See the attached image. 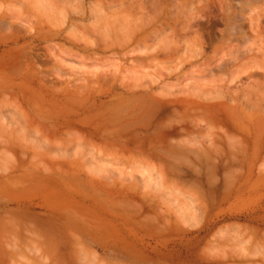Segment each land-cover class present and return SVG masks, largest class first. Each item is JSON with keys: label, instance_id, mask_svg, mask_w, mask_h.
I'll return each instance as SVG.
<instances>
[{"label": "rangeland", "instance_id": "374dc122", "mask_svg": "<svg viewBox=\"0 0 264 264\" xmlns=\"http://www.w3.org/2000/svg\"><path fill=\"white\" fill-rule=\"evenodd\" d=\"M46 1L0 0V264H264V64H240L235 58L262 45L259 43L263 40L257 39L255 32L263 31L264 37V27L256 30L249 21L257 18L264 23V0H154L159 5L152 0H48L51 4ZM228 2L233 8L231 12L241 20L238 25L247 39L240 38L242 35L232 37L231 31L220 23L222 8ZM153 6L156 14H162L155 15ZM140 11L149 21L169 17L181 46L185 36L179 27L187 16L193 17L192 13L199 16L195 17L198 20L192 27L194 31L208 35L205 39L217 36L219 42L207 47L205 55L195 59L194 67L184 66L189 51L183 53L186 46L181 49L179 45L178 59L184 60H172L175 63L159 57L157 60L162 63L157 64L145 56L160 45V40L171 43V28L154 38V25L150 24L141 34H145L141 39L144 44L138 46L129 41L124 46L135 31L131 22L141 15ZM221 29L226 32L223 40L217 31ZM50 33L59 35L53 37ZM72 37L76 42L84 40L79 42L80 47L72 43ZM85 42L105 51L81 50L86 47ZM214 51L216 56L212 58ZM22 52L24 58L22 55L19 60ZM92 54L96 60L85 59ZM62 58L66 61L64 69L62 63L58 67L54 60ZM142 58L146 63L149 58L153 64L146 65ZM207 58H212L213 65L227 63L229 73L211 74L214 81L209 74H200L201 83L206 79L204 84L209 81L208 86L231 89H242L248 84L250 93L257 91L258 96L252 92L250 100L243 93L238 94V101H247L249 112L242 116L238 105L243 118L239 127L233 125V115L223 117L220 110L215 111L221 113L215 119L211 115L200 118L206 109L185 104L173 107L157 101L154 107L139 111L143 121H138L140 125L133 122L130 129L120 130L112 124L100 125L97 130L92 127L94 114L105 113L108 117L114 111H128H116L113 105L119 101L115 94L123 92L120 82L124 79L126 83L121 84L129 85L135 78L130 71L137 66L131 65L136 63L131 61L142 59L146 68L134 72L144 73L145 84L151 75H168L152 85L150 96L185 98L194 96L192 85L200 78L192 79L191 73L201 72ZM250 63L255 69L256 65L260 67L256 69L260 74H255L256 78H247V72L240 75L242 69H251ZM162 65L173 69L171 76ZM155 66L160 67L159 72ZM116 67L123 74L118 75V83L77 89L83 85L82 76L87 81L92 73L91 76L105 73V77ZM254 70L250 72L255 73ZM201 83L197 81L203 86ZM164 88L167 91L163 93ZM195 88L198 92L199 88ZM81 98H88L89 104L74 105ZM189 140L196 141L199 148L188 145ZM213 140L216 148L211 156L208 146Z\"/></svg>", "mask_w": 264, "mask_h": 264}, {"label": "bare ground", "instance_id": "6f19581e", "mask_svg": "<svg viewBox=\"0 0 264 264\" xmlns=\"http://www.w3.org/2000/svg\"><path fill=\"white\" fill-rule=\"evenodd\" d=\"M48 1V0H47ZM46 1V2H47ZM138 1V0H137ZM136 1V2H137ZM144 0H142V2H143ZM153 2H154V0H152ZM155 1H157V0H155ZM176 1V0H175ZM232 1V0H231ZM45 2V3H46ZM108 2V1H107ZM135 2V1H134ZM153 2H152V4H153ZM48 3V2H47ZM58 3V2H57ZM117 3V2H116ZM156 3L157 2H154V4L156 5ZM21 4V3H20ZM48 4H51V3H48ZM153 4V5H154ZM158 5H159V2L157 3ZM199 4H200V2H199ZM53 5H55V4H53ZM52 5V6H53ZM136 5V4H135ZM144 5V4H143ZM157 5V6H158ZM137 6V5H136ZM141 6H142V3H141ZM54 7V6H53ZM58 7V6H57ZM57 7H55V8H57ZM139 7V6H138ZM155 7L156 6H153L152 7V10H154L155 9ZM129 8V7H128ZM144 8V7H143ZM154 8V9H153ZM221 8V7H220ZM19 9V8H18ZM119 9V8H118ZM137 9V8H136ZM146 9V8H145ZM157 9V8H156ZM161 9V8H160ZM160 9H158V10H160ZM167 9V8H166ZM231 9H233L232 8V6H231V4H229V2L228 3H226V5H225V7L224 8H222V19H221V21H220V23L225 27L224 29L225 30H230L231 31V33H230V35L232 36V37H235V36H243V37H240V38H242V39H247V38H244L245 36H244V33H243V30H241V27H239V25H240V23H239V25H238V21L239 22H241V20L239 19V17H237L236 15H235V13L233 12H231ZM23 10V9H22ZM32 10V9H31ZM64 10V9H63ZM62 10V11H63ZM62 11H60V12H62ZM164 11V10H163ZM167 11V10H166ZM169 11V10H168ZM172 11V10H171ZM38 12V11H37ZM60 12H59V14H60ZM141 12V11H140ZM161 14H162V12L161 11H159ZM159 12L157 11V14H156V10H154V14L155 15H157V16H159L160 14H159ZM254 12V11H253ZM261 12V11H260ZM34 13V12H33ZM192 13V12H191ZM196 13V12H195ZM40 14V13H39ZM48 14V13H47ZM153 14V13H152ZM154 14L152 15V16H154ZM159 14V15H158ZM182 14H183V12H182ZM198 14H199V12H198ZM200 14H201V12H200ZM141 15H143V13L141 12ZM141 15H136L135 17L136 18H134V20L131 22V20L133 19V17H132V19L130 20V22L133 24V25H135L134 27H135V31L132 33V35L130 36V38L128 39V41L127 40H125V41H127V42H125L124 43V46L126 47V45H128L127 43L129 42V41H134L136 44H138V46H141V45H139L140 43H142L143 41L141 40V39H144V35L143 36H141V34L142 33H144L145 32V30L149 27V25L150 26H152V25H154V28L151 30L152 31V34H153V36H154V38H156L157 36H158V34L159 33H163L167 28H171L170 29V31L171 30H173V33H172V39L171 40H168V42H171V43H168L167 44V42L165 43V42H162L161 43V40H160V42L159 43H157V44H160V45H156V47L154 48V49H152V53H148V55H146V53L145 54H143L142 56H145V58H147V57H149V58H151V60H154V61H152V62H157V64H161L162 62H158V60L157 59H159V57H161L162 59H167V60H170V61H172V60H175L176 59V61L177 60H179L178 58V46L177 45H179L180 47L179 48H181L182 49V47H185V49L183 48V50H184V52L183 53H186V51L188 50L189 51V55H188V62H184L185 64H184V66L185 65H189V66H191V67H194L195 66V64H196V61H195V59H197L198 57H200V58H202L204 55H205V52H206V48L207 47H210L214 42H216L217 40H218V38H217V36L216 37H212V36H209V38H207V39H205V37L204 36H206V35H204V33L202 32V31H194L195 29H193L192 27H193V25L197 22L196 21V19L199 17L198 15H195L194 16V14L192 13L191 15L193 16V17H189V16H187L186 17V20H184L183 21V25H181L182 26V28H181V26L179 27V30H181L183 33H184V36L185 37H183V36H181V38L183 37V41H182V43L184 44L183 46H181V44H180V42H178V40H180L179 38V35H177L176 37H175V35H176V32L174 31V28L173 27H170V19H168L167 17H164L163 19H158V18H156V20H153V21H149V20H147V19H150L147 15L145 16V15H143V18L141 17ZM170 15V13H168L167 14V16H169ZM174 15V14H173ZM253 15V14H252ZM260 15V14H259ZM175 16V15H174ZM196 16H198L197 18H195ZM203 16V15H202ZM20 17V16H19ZM131 17V16H130ZM145 17L147 18V19H145ZM156 17V16H155ZM178 17V19H180V17L179 16H175V18H177ZM253 17V16H252ZM171 18H172V16H171ZM185 18V17H184ZM44 19V18H43ZM122 19V18H121ZM177 19V20H178ZM255 19V20H254ZM19 20V19H18ZM63 20H64V18H63ZM102 20V19H101ZM176 19H174V21H177ZM198 20V19H197ZM201 19L199 18V21H200ZM257 20H259V19H257V18H250V21H249V23H250V27L253 25V28H256V30L258 29V28H261L260 26H263L264 27V23H263V21L261 22V21H257ZM124 21H125V19H124ZM149 21V22H148ZM172 21H173V19H172ZM216 21V20H215ZM4 22V21H3ZM62 22V21H61ZM181 22V21H180ZM248 22V21H247ZM63 23H65V20H64V22ZM63 23H61V24H63ZM104 23V22H103ZM124 23V22H123ZM159 25V28H157L156 27V25L157 24ZM179 23V22H178ZM177 23V24H178ZM215 24H219V23H217V22H214ZM105 24V23H104ZM124 24H126V23H124ZM130 24V23H129ZM173 24V26H174V24H175V22H173L172 23ZM182 24V23H181ZM106 25V24H105ZM109 25V24H108ZM86 26V25H85ZM110 26V25H109ZM124 25H122L121 27H123ZM175 26H176V24H175ZM174 26V27H175ZM214 26V25H213ZM91 27V26H90ZM108 27V26H107ZM126 27V26H125ZM127 27H128V25H127ZM132 27V26H131ZM19 28V27H18ZM84 28V27H83ZM93 28V27H92ZM129 29H130V26L128 27ZM127 28V29H128ZM176 28H178V27H176ZM181 28V29H180ZM195 28L197 29V27L195 26ZM82 29V28H81ZM91 29V28H90ZM119 29V28H118ZM123 29H124V27H123ZM122 28H121V31L123 30ZM132 29V28H131ZM134 29V28H133ZM199 29V28H198ZM80 30V29H79ZM178 30V29H177ZM225 30H217L218 31V34L220 35L219 37H220V39H224L223 38V36L226 34V32H225ZM255 30V29H254ZM99 31H100V29H99ZM112 31H114V30H112ZM126 31V30H125ZM129 31V30H128ZM131 31V30H130ZM180 31V32H181ZM252 31V30H251ZM93 32V31H92ZM127 32V31H126ZM126 32H124V33H126ZM179 32V33H180ZM80 33V32H79ZM209 33V32H208ZM46 34H48V33H46ZM54 34V33H53ZM51 34L50 33V35H52L53 37H57V34L59 35V33H56V34ZM90 34V33H89ZM119 34V33H118ZM171 34V33H170ZM192 34V35H191ZM262 34H263V31L262 32H260V30H257L256 32H255V36H256V38L257 39H259V40H263L264 41V37H262ZM42 35H43V33H42ZM44 35H45V33H44ZM84 35V34H83ZM113 35V34H112ZM211 35V34H210ZM213 35V34H212ZM38 36H40V35H38ZM65 36V35H64ZM79 36V35H78ZM189 36V37H188ZM208 36V35H207ZM206 36V37H207ZM47 37H49V35L47 36ZM52 37V38H53ZM146 37V36H145ZM179 37V38H178ZM212 37V38H211ZM61 38H62V36H61ZM76 38V37H75ZM90 38V37H89ZM109 38V37H108ZM17 39H18V37H17ZM64 39H66V38H64ZM74 39V37H72V43H74V42H76L75 40H73ZM85 39V38H84ZM118 39V38H117ZM147 39H149V38H147ZM176 39V40H175ZM178 39V40H177ZM250 39V38H249ZM16 40V39H15ZM67 40V39H66ZM78 40V39H77ZM80 40H82V39H79L77 42H76V45H80L79 44V42H81V43H83V41H80ZM104 40V39H103ZM120 40V39H119ZM152 40V39H151ZM151 40H149L150 42H151ZM69 41V40H68ZM71 41V40H70ZM74 41V42H73ZM88 41V40H87ZM98 41V40H97ZM105 41V40H104ZM165 41V40H164ZM256 41V40H255ZM261 42V43H259V44H262V45H256V46H258V47H256V49L254 50V52H251V51H253V50H249V51H247V52H243L244 54H242V52L241 53H239L235 58H236V61L238 62V63H240V64H242V62H248V61H251V63H256V64H258V62L259 61H261L262 62V64H264L263 62H264V42ZM120 42V41H119ZM217 42H219V41H217ZM78 43V44H77ZM86 43L87 42H85L83 45H86ZM116 43V42H115ZM247 43V42H246ZM89 43H87V45H88ZM95 44V43H94ZM108 44V43H107ZM142 44H144V43H142ZM162 44V45H161ZM172 44V45H171ZM253 44H254V42H253ZM256 44V43H255ZM258 44V43H257ZM87 45H86V47L84 46H82L81 47V50H86L87 52H89L90 50H96V51H105V50H102V49H100V46H97L96 44H95V46H93V45H88V47H87ZM103 45V44H102ZM149 45V44H148ZM154 45V44H153ZM171 45V46H170ZM243 45V44H242ZM245 45V44H244ZM105 46V45H104ZM122 46V45H121ZM147 46V45H146ZM152 46V45H151ZM35 47V46H34ZM80 47V46H79ZM115 47V46H114ZM122 48V47H121ZM135 48V47H134ZM152 48V47H151ZM253 48V47H252ZM113 49V48H112ZM148 49H150L149 47H148ZM234 49V48H233ZM132 50V49H131ZM130 50V51H131ZM182 50V51H183ZM109 51V50H108ZM112 51V50H111ZM51 52V51H50ZM78 52V51H77ZM114 52V51H113ZM215 52V55H214V57H212V58H215V56H216V51H214ZM133 54H134V51L132 52ZM24 54L25 53H21L19 56L18 55H16V56H18V58H20L19 60H21V58H22V55H23V58H24ZM131 54V53H130ZM141 54V53H140ZM112 55L113 56H115L116 54L115 53H112ZM121 55V54H120ZM126 55V57H127V53L125 54ZM137 55V54H136ZM181 55V54H180ZM55 56V55H54ZM82 56V55H81ZM91 56H93V54L92 55H87L86 56V58L85 59H87V60H90V58H92V60L94 61V59L96 60V58H95V55L93 56V57H91ZM99 56V55H98ZM132 56V55H131ZM141 55L139 56V57H142ZM228 56V55H227ZM15 57V56H14ZM52 57H53V55H52ZM74 57H76V56H74ZM78 57V56H77ZM97 57V56H96ZM106 57V56H105ZM121 57H123V55H121ZM211 57V56H210ZM12 58H13V56H12ZM16 58V57H15ZM78 58H80V57H78ZM116 58V57H115ZM145 58H142L143 59V61L145 60ZM147 59V61L149 60L150 61V59ZM187 58V57H186ZM185 58V59H186ZM212 58H207V60H208V62H207V60H206V65H204V67H203V69H201V72L200 71H198V72H196V75L198 74V76H196L194 73L195 72H193V74L191 73V75L193 76L192 77V79L193 78H195V79H198V78H200V80H196L195 82L196 83H194V85H192L193 87H194V96H188V97H185V98H178V97H172V98H165V97H163V96H160V97H154V96H150L149 95V90H151V88H152V85H154V84H156L157 85V83L159 84L160 83V81H161V79H163V76H165V77H168V75L166 76L165 74L163 75L162 74V76H160L161 74H159V76L161 77H159L158 75H156V76H152L151 74V76H150V79L148 80L147 79V81H145L146 83L148 82V84H145L144 83V81H142V79L144 78V77H146L145 75H144V73L142 74L141 72V74L137 71H135L134 72V70H139V71H142L143 69H144V63L147 65V63H150V64H153V63H151V61L149 62H145L144 61V63H143V61H142V59H137V61L136 60H134V61H131V62H136V63H131V65L132 64H135V66H137V67H134V69L133 70H131V71H133V72H131L130 71V73L131 74H134V79H131V81H132V83L131 84H129L128 82V84L129 85H126V84H121V83H123V82H125L126 83V81H124V79H123V77L121 78V79H123V81L122 82H120V85H122V86H119V88L121 87V90H123V92H121V93H119L120 95H117V93L115 94V97L119 100L118 102H116V103H114V105L113 106H115L116 107V111H119V110H121L122 108V110H125V109H128V111L126 110V112L124 111V114H122V113H115V111H114V113H113V111H111L112 113H113V115H110V114H108L109 116L108 117H106V114L104 113H100V115L98 114H94V117L92 118L93 119V123H92V127H94V129L95 130H97L98 129V127H100V125H104V126H109V125H111L112 124V126L113 127H117V129H120V130H126L127 128H129L130 129V127L129 126H133L134 124H136V122L135 121H137V124L136 125H140L139 123L140 122H142L143 120H141L140 118H142V116H141V114H139V111H142V109L143 108H148V107H154V104H156V101L157 102H164V103H166L167 105H172L173 107L174 106H180V107H183V104H185V106L186 107H195V109L196 108H204V109H206V113L205 112H203L202 111V113H200L201 115H200V118H205V117H207V116H209V115H211L214 119H215V117L216 116H220V114H216V112L215 111H218V110H220L219 112H222V114H223V117H225L227 114H231V116L233 115L234 117V119H235V124H234V122H233V125H236V126H238L239 127V125H240V122L243 120V118H241V116H240V112L238 111V105H240V110H241V113L243 114L242 116H244V114L246 113L247 115H249L246 111H247V101H246V103L245 104H243V103H241V101H238L239 100V98H238V94L239 93H243L244 95H245V97L246 98H248L249 100H250V97L252 96V92H253V94L257 97L258 96V94H256V92L257 91H255L254 92V89H253V91H251V93L248 91V88L250 87L248 84V88H247V85L245 86V88H242V89H238V87H237V89H231V88H229L228 86H226V87H223V86H217L216 87V85L215 86H212V84H211V86H208L209 85V81H208V84H204L205 82H207V80L205 81V80H203V83H201V79L203 78H201V77H199V75L200 74H209V76L212 74L213 75V73H215V72H221V73H227L228 72V68H229V66H227L226 64H225V62H221L220 64H215V65H213V64H211L212 62H211V59ZM26 59V58H25ZM38 59V58H37ZM123 59V58H122ZM180 59H181V61H182V59L183 58H181L180 57ZM210 59V60H209ZM24 60V59H23ZM56 62H57V66L58 67H60V63H62V68H63V63H66V61H65V59H54ZM97 60H99V59H97ZM100 60H101V58H100ZM184 60V59H183ZM215 60V59H214ZM213 60V61H214ZM227 60V59H226ZM233 61H235L234 59H232ZM86 61V60H85ZM167 62V66L169 67L170 65H168V63H171V62ZM180 60H179V62L178 63H180L181 62ZM221 61V60H220ZM138 62H141V63H138ZM155 62V63H156ZM172 62H175V61H172ZM203 62V61H202ZM231 62V61H230ZM92 63H94V62H92ZM130 63V62H129ZM176 63V62H175ZM216 63V62H215ZM233 63V62H232ZM236 63V62H235ZM250 63V64H251ZM260 63V62H259ZM115 64V63H114ZM118 64V63H117ZM137 64V65H136ZM142 64H143V66H142ZM150 64L148 65V67H150ZM163 64H164V62H163ZM173 64V63H172ZM205 64V63H204ZM239 64V65H240ZM255 64V65H256ZM68 65V64H67ZM119 65V64H118ZM121 65V64H120ZM155 65V64H154ZM165 65V64H164ZM177 65V64H176ZM211 65H213V66H211ZM248 65V64H247ZM252 65V64H251ZM258 65H260V64H258ZM258 65H256V69H260V67L258 66ZM56 66V67H57ZM65 66V65H64ZM71 66V65H70ZM108 66V65H107ZM153 66V65H152ZM151 66V67H152ZM166 66V68H164L163 67V65H162V67L164 68V69H166L165 71L166 72H168L169 73V76H171L172 75V70L173 69H169L168 67ZM179 66H180V64H179ZM183 65H181V67H182ZM242 66V65H241ZM249 66V65H248ZM42 67V66H41ZM56 67H54V68H56ZM58 67L56 68L57 70H58ZM72 67V66H71ZM112 67V66H111ZM155 67H156V69H155ZM154 67V69L155 70H157V72H159L160 71V67L158 66V68H157V66H155ZM162 67H161V69H162ZM173 68H174V66H172ZM238 67H240V66H238ZM251 67V69H252V71L255 69L254 67H253V65L252 66H250ZM254 69H253V68ZM262 67V66H261ZM67 68H68V66H67ZM70 68V67H69ZM69 68H68V70H69ZM104 68V67H103ZM110 68V67H109ZM116 68H118V67H116ZM137 68V69H136ZM146 68V67H145ZM195 68H197V66L195 67ZM195 68H193V69H195ZM248 68L249 67H247V68H245L244 70L242 69V68H240V70H241V72L242 73H240V75L242 74L243 75V73L245 74L246 72V74L245 75H247V78H250L251 76H254L253 78H256V76H257V74H258V72L256 71V69L254 70L255 71V73H253V72H250V70L251 69H249V71H248ZM263 68V67H262ZM56 69H55V71H56ZM61 69V68H60ZM59 69V70H60ZM64 69V68H63ZM132 69V68H131ZM141 69V70H140ZM159 69V70H158ZM179 69H180V67H179ZM193 69H191V70H193ZM199 69V68H198ZM15 70V69H14ZM14 70H12V71H14ZM67 70V69H66ZM111 70H113V69H111ZM126 70V69H125ZM128 70V69H127ZM190 70V69H189ZM233 70H235V69H233ZM232 70V71H233ZM17 71V70H16ZM61 71H63L62 69L60 70V72ZM70 71V70H69ZM129 71V70H128ZM195 71H196V69H195ZM15 72V71H14ZM18 72H19V70H18ZM96 72V71H95ZM105 72V71H104ZM146 72V71H145ZM164 72V71H163ZM176 72V71H175ZM174 71H173V73H175ZM206 72V73H205ZM257 72V73H256ZM75 72L73 71V73H71V74H73V76L75 75L74 74ZM90 73V72H89ZM110 73V72H109ZM108 73V74H109ZM112 74H107V72H106V75H105V77H104V74L102 75V74H100V75H102V76H99L98 74V76H96L95 74V76H88V77H91L90 78V80L89 81H87L86 79H85V77H83L82 76V80L80 79V77H79V81L81 80V82L83 83V85L82 84H80L81 86L79 87V88H77V87H75L74 89L76 90V88L77 89H88V88H90L91 89V85H96V84H99V83H109V84H107V85H112V83H118L117 82V77H119L120 75H123L122 73H121V70L118 68V69H115L114 68V72H111ZM140 75H139V74ZM149 73V72H148ZM165 73V72H164ZM190 73V72H189ZM229 73V72H228ZM231 73V72H230ZM81 74V73H80ZM79 74V75H80ZM86 74H88V73H86ZM120 74V75H119ZM138 74V75H137ZM204 74H203V76H204ZM238 74H239V72L236 74L237 76H238ZM255 74H256V76H255ZM60 75H62L61 73H60ZM78 75V74H77ZM77 75H76V77H77ZM82 75H85V74H82ZM119 75V76H118ZM125 75H127V74H125ZM137 75V76H136ZM146 75H148V74H146ZM206 75V76H207ZM217 75V74H216ZM235 75V76H236ZM239 75V76H240ZM258 75H260V74H258ZM58 76V74L56 75V77ZM144 76V77H143ZM149 76V75H148ZM147 76V77H148ZM200 76H202V75H200ZM217 76H221L220 74H218ZM233 76V75H232ZM236 76V77H237ZM190 77V76H189ZM211 77V76H210ZM221 77H223V76H221ZM226 77V76H225ZM58 78V77H57ZM71 78V77H70ZM74 78H75V76H74ZM84 78V79H83ZM131 78V77H130ZM179 78H180V76H179ZM179 78H177V79H179ZM207 78V77H206ZM212 78H214V77H211L210 78V80L212 79ZM252 78V79H253ZM44 79V78H43ZM76 79V78H75ZM78 79V78H77ZM125 79H128V77L127 78H125ZM194 79V80H195ZM237 79H239V78H237ZM236 79V80H237ZM48 80V79H47ZM57 80V79H56ZM119 80H120V77H119ZM118 80V81H119ZM145 80V79H144ZM193 80V81H194ZM216 80V79H215ZM254 80H256V79H254ZM91 81V82H90ZM192 81V82H193ZM197 81H198V83H201V84H203V86L205 87V88H210L209 90L208 89H206L205 90V88L203 89V86L202 85H200V84H197ZM211 81H214V80H211ZM217 81H218V79H217ZM221 81H222V79H221ZM221 81L219 82V84L221 83ZM257 81V80H256ZM62 82V81H61ZM78 82V81H77ZM191 82V81H190ZM233 82V81H232ZM215 83L216 84H218V82H216L215 81ZM215 83H213V84H215ZM222 83H224V82H222ZM236 83V82H235ZM257 83V82H256ZM260 82H258V84H259ZM67 84H69V83H67ZM66 84V85H67ZM103 84H102V86H103ZM174 84V83H173ZM218 84V85H219ZM47 85V84H46ZM104 85H106V84H104ZM117 85V84H116ZM206 85V86H205ZM229 85H231V84H229ZM257 85V84H256ZM260 85V84H259ZM50 86V85H49ZM91 86V87H90ZM166 86V85H165ZM201 86V87H200ZM106 87V86H105ZM108 87H110V86H108ZM115 87V86H114ZM117 87V86H116ZM169 87V86H168ZM195 87H197V89H198V92H197V90H196V88ZM263 87V86H262ZM113 88V87H112ZM189 88H192L191 86H189ZM240 88V87H239ZM257 88L259 89V87L257 86ZM256 88V89H257ZM60 89V88H59ZM89 89V90H90ZM245 89V90H244ZM257 89V90H258ZM107 90V89H106ZM164 90H166L165 88L163 89V93L164 92H166V91H164ZM172 90V89H171ZM174 90V89H173ZM184 90V89H183ZM246 90L249 92V93H247L246 92ZM251 90V89H250ZM67 91H69L68 89H67ZM74 91V90H73ZM78 91V90H77ZM170 91V90H169ZM187 91V90H186ZM65 92H66V89H65ZM259 92V91H258ZM76 94H77V92H75ZM81 92H79V94H80ZM111 93V92H110ZM169 93V92H168ZM263 93V92H262ZM76 94H74V95H76ZM78 95V94H77ZM81 95V94H80ZM139 95V96H138ZM152 95V94H151ZM176 95V94H175ZM251 95V96H250ZM125 96H126V98H125ZM129 96V98H127ZM185 96V95H184ZM242 95H240V97H241ZM261 96V95H260ZM78 97H79V95H78ZM88 97V96H87ZM124 98V100H121L120 98ZM171 97V96H170ZM122 98V99H123ZM162 99L163 98V101H158V99ZM255 98V97H254ZM65 99V98H64ZM259 99V98H258ZM257 99V100H258ZM67 100V99H66ZM93 100V99H92ZM116 100V99H115ZM71 101H74V100H71ZM87 101H89L88 100V98L87 99H83V98H81L77 103H73L74 105H76L77 104V106H80V105H86L88 102ZM122 101H125V103H123ZM129 101V104L131 103V106L129 107L127 104H126V102H128ZM235 101H238L237 103L235 102ZM260 101V100H259ZM5 102V101H4ZM83 102V103H82ZM240 102V104H238ZM244 102V101H243ZM93 103H95V101H93V102H91L90 104H93ZM263 103V102H262ZM72 104V105H73ZM89 104V103H88ZM126 105H127V107H126ZM256 105V104H255ZM112 106V105H111ZM113 106H112V108L110 109V110H112L113 109ZM254 106V105H253ZM90 107H91V105H90ZM254 108V107H253ZM14 109V108H13ZM15 110H16V107H15ZM89 110V109H88ZM109 109H108V111H110ZM221 110H223L224 111V113H223V111H221ZM192 112H194L193 111V109H192ZM19 113V112H18ZM197 113V112H196ZM214 113H215V115H214ZM235 113V114H234ZM253 113V112H252ZM105 115V116H104ZM83 116H85V115H83ZM191 116H193V115H191ZM205 116V117H204ZM254 116V115H253ZM87 117V116H86ZM211 117V118H212ZM228 117V116H227ZM245 117H247V116H245ZM90 118V117H89ZM193 118H194V116H193ZM91 119V118H90ZM214 119H213V121H214ZM218 121H219V119H218V117L216 118ZM247 119H248V117H247ZM87 120V119H86ZM96 120H97V122H96ZM146 120V119H145ZM144 120V121H145ZM196 120H197V122L198 121H201V120H199V119H197L196 118ZM221 120V119H220ZM228 120H229V118H228ZM245 120V119H244ZM14 121V120H13ZM82 121H83V119H82ZM138 121H139V123H138ZM208 121H211V120H209L208 119ZM218 121H216V122H218ZM231 121V120H230ZM133 122H134V124H133ZM194 122V121H193ZM223 122V121H222ZM232 122V121H231ZM230 122V123H231ZM245 122V121H244ZM248 122H250L249 120H248ZM208 123H210L211 124V122H208ZM207 122L205 123L206 125H209ZM242 123V122H241ZM12 124V123H11ZM90 124V123H89ZM181 124V123H180ZM197 124V123H196ZM20 125V124H19ZM178 125V124H177ZM212 125V124H211ZM210 125V126H211ZM243 125H244V123H243ZM242 125V126H243ZM83 126V125H82ZM214 126V125H213ZM5 127V126H4ZM20 127H21V125H20ZM86 127V126H85ZM146 127V126H145ZM207 127H209V126H207ZM248 127V126H247ZM7 128V127H6ZM5 128V129H6ZM34 128V127H33ZM82 128H84V127H82ZM147 128V127H146ZM136 129V128H135ZM145 129V128H144ZM235 130V129H234ZM11 131H13V130H11ZM10 131V132H11ZM50 131V130H49ZM1 132H2V130H1ZM4 132V131H3ZM7 132V131H6ZM5 132V134L7 135V133ZM13 132H15V131H13ZM113 132V131H112ZM111 132V133H112ZM15 134V133H14ZM14 134L12 133V135L14 136ZM114 134V133H113ZM166 134V133H165ZM168 134V133H167ZM243 134V133H242ZM50 135V134H49ZM244 135V134H243ZM39 136V135H38ZM109 136V135H108ZM3 137H5V136H3ZM9 137V136H8ZM7 137V138H8ZM52 137V136H51ZM163 137V136H162ZM6 138V139H7ZM224 138V137H223ZM35 139V138H34ZM43 139V138H42ZM71 139V138H70ZM209 139V138H208ZM192 140H193V138H192ZM219 140V139H218ZM5 141V140H4ZM46 141H48V140H46ZM185 141V140H184ZM214 141L215 140H213L212 142H210V145L208 146V149L210 150V151H208L209 152V154L212 156V153L214 152L215 153V148H216V146H215V143H214ZM41 142H42V140H41ZM50 142V141H49ZM87 142V141H86ZM179 142V141H178ZM199 142V141H198ZM48 143V142H47ZM209 142H207V144H208ZM58 144V143H57ZM56 144V145H57ZM67 144V143H66ZM188 145H191V146H195L197 143H196V141H190L189 140V142L187 143ZM206 144V143H205ZM71 145H72V143H71ZM180 145V144H179ZM199 145V144H198ZM81 146V145H80ZM73 147V146H72ZM77 147V146H76ZM195 147H198L197 145L195 146ZM53 148V147H52ZM75 148V147H74ZM187 148V147H186ZM199 148V147H198ZM8 149V148H7ZM95 149V148H94ZM96 150H97V148H96ZM99 150V149H98ZM60 151V150H59ZM103 151V150H102ZM181 151V150H180ZM202 151V150H201ZM204 151V150H203ZM207 151V150H206ZM64 152V151H63ZM92 152V151H91ZM96 152V151H95ZM121 152V151H120ZM145 152V151H144ZM57 153V152H56ZM61 153V152H60ZM72 153V152H71ZM74 153V152H73ZM82 153V152H81ZM93 153V152H92ZM97 153V152H96ZM148 153V152H147ZM149 153H150V150H149ZM152 153V152H151ZM176 153V152H175ZM177 153H179V152H177ZM201 153V152H200ZM216 153H217V150H216ZM220 152H218V154H219ZM37 154V153H36ZM65 154V153H64ZM86 154V153H85ZM102 154V153H101ZM142 154H144V153H142ZM154 154V153H153ZM181 154H183L182 152H181ZM180 154V155H181ZM186 154V153H185ZM230 154V153H229ZM237 154V153H236ZM38 155V154H37ZM40 155V154H39ZM38 155V156H39ZM44 155V154H43ZM98 155V153L95 155V156H97ZM100 155V154H99ZM108 155V154H107ZM141 155V154H140ZM145 155V154H144ZM156 156L157 155H159L158 153L157 154H155ZM161 155V154H160ZM179 155V156H180ZM223 155V154H222ZM42 156V155H41ZM69 156H71V155H69ZM149 156V155H148ZM150 156H153V155H151L150 154ZM174 156V155H173ZM173 156H171V157H173ZM177 156V155H176ZM182 156V155H181ZM183 156H184V154H183ZM24 157V156H23ZM79 157V156H78ZM83 157V156H82ZM90 157V156H89ZM175 157V156H174ZM214 157V156H213ZM220 157V156H219ZM224 157V156H223ZM41 158V157H40ZM66 158V157H65ZM96 158V157H95ZM154 158V157H153ZM176 158H178V157H176ZM98 159V158H97ZM118 160V159H117ZM92 162V161H91ZM96 162V161H95ZM140 162V161H139ZM100 163V162H99ZM110 163V162H109ZM90 164V163H89ZM95 164V163H94ZM135 165V164H134ZM18 166V165H17ZM154 168V167H153ZM163 172V171H162ZM94 175V174H93ZM160 175V174H159ZM163 177V176H162ZM155 181V180H154ZM143 189V188H142ZM85 252V251H84ZM81 254H86V253H83V251H81L80 252Z\"/></svg>", "mask_w": 264, "mask_h": 264}]
</instances>
